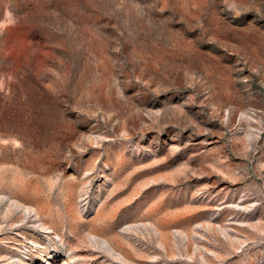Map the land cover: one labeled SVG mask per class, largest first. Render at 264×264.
<instances>
[{"label":"rangeland","instance_id":"374dc122","mask_svg":"<svg viewBox=\"0 0 264 264\" xmlns=\"http://www.w3.org/2000/svg\"><path fill=\"white\" fill-rule=\"evenodd\" d=\"M0 264H264V0H0Z\"/></svg>","mask_w":264,"mask_h":264}]
</instances>
